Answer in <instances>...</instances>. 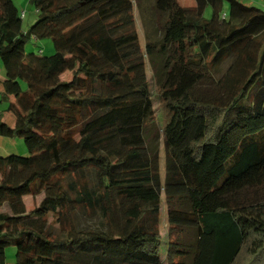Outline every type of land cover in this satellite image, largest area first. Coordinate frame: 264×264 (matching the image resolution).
I'll return each instance as SVG.
<instances>
[{"label":"trees","instance_id":"obj_1","mask_svg":"<svg viewBox=\"0 0 264 264\" xmlns=\"http://www.w3.org/2000/svg\"><path fill=\"white\" fill-rule=\"evenodd\" d=\"M29 2L23 30L0 0V136L28 150L0 155V264L8 247L12 264H264V11L153 0L161 38L142 51L138 0ZM30 38L54 52L25 53Z\"/></svg>","mask_w":264,"mask_h":264},{"label":"rangeland","instance_id":"obj_2","mask_svg":"<svg viewBox=\"0 0 264 264\" xmlns=\"http://www.w3.org/2000/svg\"><path fill=\"white\" fill-rule=\"evenodd\" d=\"M137 1V0H136ZM241 3L248 5V6H254L262 11H264V0H238ZM13 4L17 8V11L19 15H21V21H22V28L23 30H27L36 20V13L33 5L29 2V0H12ZM178 4L182 7H192L194 5L193 0H177ZM137 3V2H136ZM152 3L153 0H138V3L136 5V8H134V18L136 20V28L138 30V33L140 35L141 39V50H144V44L147 41H158L161 38L160 33V26L161 23H159V20H155L156 16L152 9ZM223 12H227V4L224 3L223 5ZM211 16V9L207 7L203 12V17L205 19H209ZM41 49V54L43 56H49L54 52V47L50 39H42V40H34L33 38H30L24 47L25 53H36ZM0 67L3 68L1 62ZM149 72V78H152V71L148 69ZM71 74L69 72H66L63 74L60 78L63 80L69 79ZM3 78V77H0ZM25 84L22 83V87ZM149 85L151 86V93H152V100H153V115L151 120L147 123V133H145V141L149 148L151 149H157L161 152L162 146V135L160 133L161 127L165 124L167 120V114H166V108L164 106V102L160 98V87L154 83V81H150ZM149 128V130H148ZM6 140L10 141V143H16L12 144V147H9L13 151H5L2 150V155L7 154H17L21 156H27L28 150L25 148L23 141L19 138L16 139H8L5 137H0V140ZM10 152V153H7ZM1 155V154H0ZM161 155H163L161 153ZM41 200V196H25L24 197V203L26 210H30L33 207H35L39 201ZM4 212H7V206H4L3 208ZM165 216V214H164ZM163 216H161L162 218ZM51 220V218H50ZM91 223L95 224L94 219H89ZM162 226L165 229L164 232L167 230V226L165 225L164 220L162 221ZM14 248L8 247L6 248L5 254H6V264H12L14 260ZM248 255L247 253L243 254L241 258L239 259V264H247L248 262Z\"/></svg>","mask_w":264,"mask_h":264},{"label":"crops","instance_id":"obj_3","mask_svg":"<svg viewBox=\"0 0 264 264\" xmlns=\"http://www.w3.org/2000/svg\"><path fill=\"white\" fill-rule=\"evenodd\" d=\"M0 77H3V78H0V113H2L7 106V102L11 101V97H7V99L3 97L2 81L4 80V69L1 67H0ZM3 118L8 125L12 123L13 119L9 114L3 112ZM8 144H9V147H12V144H14V146L16 145V143H10V141H6L4 139L0 140V154L1 155H2L1 151L4 149L5 151H13L10 148L7 149ZM7 153H10V152H7Z\"/></svg>","mask_w":264,"mask_h":264}]
</instances>
